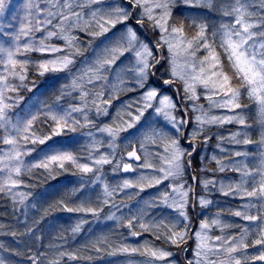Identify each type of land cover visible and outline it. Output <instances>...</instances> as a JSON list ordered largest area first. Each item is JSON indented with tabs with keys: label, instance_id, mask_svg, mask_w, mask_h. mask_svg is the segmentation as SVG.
Instances as JSON below:
<instances>
[{
	"label": "snow or ice",
	"instance_id": "1",
	"mask_svg": "<svg viewBox=\"0 0 264 264\" xmlns=\"http://www.w3.org/2000/svg\"><path fill=\"white\" fill-rule=\"evenodd\" d=\"M0 199V264H264V0H0Z\"/></svg>",
	"mask_w": 264,
	"mask_h": 264
},
{
	"label": "rangeland",
	"instance_id": "2",
	"mask_svg": "<svg viewBox=\"0 0 264 264\" xmlns=\"http://www.w3.org/2000/svg\"><path fill=\"white\" fill-rule=\"evenodd\" d=\"M15 2L17 4H19V3L22 2V0H15ZM215 17H216V14L215 13H210L208 15L209 23H214L215 22ZM85 55H88V53H85ZM34 91H35V89H34ZM29 95H31V93H25V98L27 99V97ZM128 95H131V94H128ZM126 98H127L126 96H121L120 97V100H124ZM118 103H119V101H114V104H118ZM230 126H232V125H225L224 128L221 129V131L226 134L228 129H231V128L234 127V126H232V127H230ZM249 147H251V146H249ZM214 150H216V149H215V138L213 137V139L209 141L208 151L209 152H212ZM221 175H225V174H221ZM226 175H235V174H233V173H226ZM57 178L59 180H56ZM74 180H76V177L72 176L70 173H64V174H62L60 176H57L54 180H48V181H51V182L54 181L55 183L58 182V183H56L55 187H59V186H61L63 184H69L70 185V182H72ZM48 181H46L44 183H38V186L36 188H34L32 191L34 193H41V192H44L46 189L47 190H50V191L51 190H54V189H49V187H47V185H45V183H47ZM147 191L148 192H152V191H154V189H149ZM197 191H199V188H197ZM221 199L226 204L235 205V204L238 203L237 201H233V200H230L228 198H221ZM213 211H214V209H213ZM69 215H71V214L62 213V212H59V211L52 213L51 216H49V217L46 218L47 223L42 222V225L45 228V232L47 233V224H49V223L50 224H56L57 226L66 224V222L68 221ZM226 219H234V220H237V221L239 220V218H230V217H227V216H226ZM110 224H111L110 221H100L99 223H92L91 224V227H92V229L94 231H100L101 229L106 230L105 225H110ZM197 224H198V221H197ZM88 227H89L88 225H85V229H87ZM0 241L5 242V243H11L12 242V238L11 237H6V236H3V235H0ZM112 259H119V258L118 257H114Z\"/></svg>",
	"mask_w": 264,
	"mask_h": 264
},
{
	"label": "trees",
	"instance_id": "3",
	"mask_svg": "<svg viewBox=\"0 0 264 264\" xmlns=\"http://www.w3.org/2000/svg\"><path fill=\"white\" fill-rule=\"evenodd\" d=\"M253 116H254V113H253ZM56 180H59V179L57 178ZM56 183L54 181L53 182L48 181L47 183H45V185H47V187H49L50 185L55 186ZM6 208L7 209L9 208V209L7 210ZM11 220H12V216H11L10 206L8 205L6 201H4L3 199H0V223H9L11 222Z\"/></svg>",
	"mask_w": 264,
	"mask_h": 264
}]
</instances>
